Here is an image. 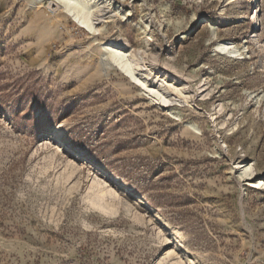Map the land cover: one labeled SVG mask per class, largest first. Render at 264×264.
Instances as JSON below:
<instances>
[{
	"label": "rangeland",
	"instance_id": "rangeland-1",
	"mask_svg": "<svg viewBox=\"0 0 264 264\" xmlns=\"http://www.w3.org/2000/svg\"><path fill=\"white\" fill-rule=\"evenodd\" d=\"M52 1L0 0V264H264V0H109L97 37Z\"/></svg>",
	"mask_w": 264,
	"mask_h": 264
},
{
	"label": "bare ground",
	"instance_id": "bare-ground-1",
	"mask_svg": "<svg viewBox=\"0 0 264 264\" xmlns=\"http://www.w3.org/2000/svg\"><path fill=\"white\" fill-rule=\"evenodd\" d=\"M52 2H54V4L49 6L50 10L53 12L61 11L62 14L68 15L78 25L79 29L88 31L89 34L94 37L99 36L101 33V28L98 26L100 25V21L110 14L108 11L109 0H53ZM253 37L255 38V35H253ZM101 47L103 53L101 54L99 63L103 71L107 68L112 69V67H117L119 70H122L124 72L123 74L129 77L130 80L135 81L137 84L139 83L141 87L151 92L163 106L172 103L171 99H169V95L163 94L164 92H162V89L164 88L161 84L158 85V83H155V88L157 87V89L154 91L153 89L149 90L140 82L138 73L142 71H140L141 65L137 58V54L129 51L130 49L125 43L120 41L119 43L108 41L101 44ZM217 50L231 58H238L242 55V52L232 44L221 43L218 45ZM260 184L264 187V182ZM183 253H187L186 248L183 250Z\"/></svg>",
	"mask_w": 264,
	"mask_h": 264
},
{
	"label": "trees",
	"instance_id": "trees-1",
	"mask_svg": "<svg viewBox=\"0 0 264 264\" xmlns=\"http://www.w3.org/2000/svg\"><path fill=\"white\" fill-rule=\"evenodd\" d=\"M29 91V90H27ZM35 91V90H34ZM25 96H23L24 99ZM33 97V103L36 104V109H38L41 104H40V100L38 97H36L35 93L34 95H32ZM24 124L21 125V131L27 133L30 136H36V134H38V132L40 131V126L38 125V123H36L35 121L32 120H27L24 119ZM154 183H148V185H145L142 189L141 188H135V187H131L133 188L134 191H136V193L140 194L141 196H145V198L147 199L148 203L156 208V209H160L162 211H167L168 212V203H163V196L164 195H148V191L152 189Z\"/></svg>",
	"mask_w": 264,
	"mask_h": 264
}]
</instances>
